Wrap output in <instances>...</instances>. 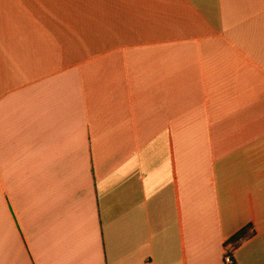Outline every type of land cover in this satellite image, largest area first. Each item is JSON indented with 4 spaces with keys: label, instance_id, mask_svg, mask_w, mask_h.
I'll use <instances>...</instances> for the list:
<instances>
[{
    "label": "crops",
    "instance_id": "obj_1",
    "mask_svg": "<svg viewBox=\"0 0 264 264\" xmlns=\"http://www.w3.org/2000/svg\"><path fill=\"white\" fill-rule=\"evenodd\" d=\"M264 264V0H0V264Z\"/></svg>",
    "mask_w": 264,
    "mask_h": 264
},
{
    "label": "trees",
    "instance_id": "obj_2",
    "mask_svg": "<svg viewBox=\"0 0 264 264\" xmlns=\"http://www.w3.org/2000/svg\"><path fill=\"white\" fill-rule=\"evenodd\" d=\"M255 236V230L252 225H246L238 232H236L232 237H230L224 244L226 253L231 259L232 254L240 247L242 244ZM233 260V259H232Z\"/></svg>",
    "mask_w": 264,
    "mask_h": 264
},
{
    "label": "built area",
    "instance_id": "obj_3",
    "mask_svg": "<svg viewBox=\"0 0 264 264\" xmlns=\"http://www.w3.org/2000/svg\"><path fill=\"white\" fill-rule=\"evenodd\" d=\"M224 263L225 264H235V262L227 255H224Z\"/></svg>",
    "mask_w": 264,
    "mask_h": 264
}]
</instances>
